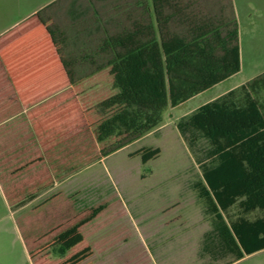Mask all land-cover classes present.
Here are the masks:
<instances>
[{"label":"trees","instance_id":"obj_1","mask_svg":"<svg viewBox=\"0 0 264 264\" xmlns=\"http://www.w3.org/2000/svg\"><path fill=\"white\" fill-rule=\"evenodd\" d=\"M58 4L53 2L51 9ZM88 4L96 20L79 29L85 38L77 42L65 36L80 23L74 21L66 29L49 23L52 21L45 18L44 11H39L38 16L53 39L72 85L76 79L91 77H76L72 70L77 66L93 68L95 72L108 70L112 78L114 93L94 107L95 136L103 146L102 159L159 132L170 102L183 100L196 87L198 71H218L222 57L240 43L230 0H88ZM108 5L109 20L105 19ZM156 38L162 44L176 39L194 44L166 53L163 67L142 55ZM210 111L232 117L260 116L264 120V73L199 107L176 124L194 165L199 166L195 172L196 196L212 219L204 256L229 257L225 264H232L264 250V219L252 223L229 217L228 226L222 215L239 200L248 210L256 205L264 209V188L253 193L247 182L264 160V121L238 131L210 130L196 118V114ZM256 136L257 140L250 142ZM160 154V149H148L141 155L142 163L146 165ZM103 210V206L94 209L83 224ZM55 252L65 253L61 245Z\"/></svg>","mask_w":264,"mask_h":264},{"label":"rangeland","instance_id":"obj_2","mask_svg":"<svg viewBox=\"0 0 264 264\" xmlns=\"http://www.w3.org/2000/svg\"><path fill=\"white\" fill-rule=\"evenodd\" d=\"M72 1L0 0V28L38 11L47 13L53 2L65 7ZM231 1L239 26L238 48L222 57L218 71H198L200 79L196 87L183 100L170 102L159 132L104 159L88 138V154L79 161V174L68 186L54 183L46 203H31L27 196L35 191L32 189H17L18 196L14 199L0 168V264H198L197 257L191 254L186 261H158L157 253L146 250L141 229V185L153 180L190 179L194 162L176 128L177 122L264 73V0ZM250 3L256 8L251 12ZM193 44L181 39L162 44L156 38L142 55L166 67V53ZM100 81L96 103L114 93L109 76H102ZM196 118L210 130L222 132L238 131L264 121L260 116L232 117L213 111L196 114ZM100 148L102 151L103 146ZM148 149H160L161 154L144 165L141 155ZM12 163L13 157H9L6 165ZM53 169L56 181V160ZM261 179L264 180V164L262 170L249 178L251 182ZM100 206L104 210L83 224ZM58 245L63 246V255L55 252ZM236 264H264V251Z\"/></svg>","mask_w":264,"mask_h":264},{"label":"crops","instance_id":"obj_3","mask_svg":"<svg viewBox=\"0 0 264 264\" xmlns=\"http://www.w3.org/2000/svg\"><path fill=\"white\" fill-rule=\"evenodd\" d=\"M230 4L233 10L231 0ZM251 4L254 5L250 3V12L256 9ZM38 12L0 28V168L14 199L18 196L17 189H32L35 191L28 193V200L46 203L54 183L68 186L79 174V161L88 154V138L101 154L94 126V107L99 98L96 92L102 86V76H109L111 85L112 78L108 70L95 72L93 68L77 66L72 70L76 77H91L76 79L72 85ZM110 14L108 5L105 19L109 20ZM44 16L52 21L49 23L66 29L74 21L80 23L71 29L73 33L65 36L75 38L76 42L78 38H85L79 31L86 22L96 20L88 0L55 6ZM9 157H13L11 166L6 165ZM55 160L58 163L56 181ZM263 164L264 160L254 172L262 170ZM193 171L187 181L153 180L141 185V229L146 250L157 253L158 261H186L191 254L197 257L198 264L228 263L229 257L204 256L212 219L205 214L206 206L196 196L195 172L199 166L194 165ZM247 182L253 193L264 188L263 179ZM242 201L233 204L227 213L222 212L228 226L229 217L233 221L244 219L252 223L264 219L261 206L248 210Z\"/></svg>","mask_w":264,"mask_h":264}]
</instances>
